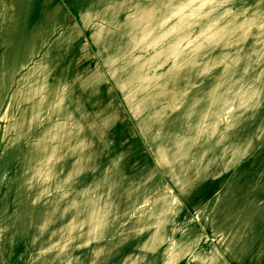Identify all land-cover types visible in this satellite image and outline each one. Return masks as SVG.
<instances>
[{
  "label": "rangeland",
  "instance_id": "1",
  "mask_svg": "<svg viewBox=\"0 0 264 264\" xmlns=\"http://www.w3.org/2000/svg\"><path fill=\"white\" fill-rule=\"evenodd\" d=\"M0 264H264V0H0Z\"/></svg>",
  "mask_w": 264,
  "mask_h": 264
},
{
  "label": "bare ground",
  "instance_id": "2",
  "mask_svg": "<svg viewBox=\"0 0 264 264\" xmlns=\"http://www.w3.org/2000/svg\"><path fill=\"white\" fill-rule=\"evenodd\" d=\"M140 15H141V14H140ZM140 15H139V16H140ZM142 15L145 16V12H143ZM139 20L144 21L143 19H139ZM165 31H166V29H165ZM141 102H143V101L140 100V103H141ZM162 147H163V146H162ZM183 148H185V147H180V149H183ZM180 149H179V150H180ZM182 151H183V150H182ZM173 152H175V151H173ZM163 154H164V152H163ZM171 156H172V155H171ZM161 157H162V156H161Z\"/></svg>",
  "mask_w": 264,
  "mask_h": 264
}]
</instances>
